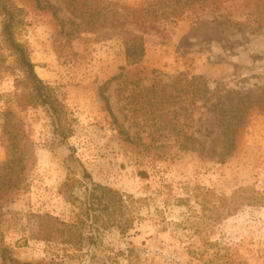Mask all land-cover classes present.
I'll list each match as a JSON object with an SVG mask.
<instances>
[{"label":"rangeland","instance_id":"1","mask_svg":"<svg viewBox=\"0 0 264 264\" xmlns=\"http://www.w3.org/2000/svg\"><path fill=\"white\" fill-rule=\"evenodd\" d=\"M6 1L15 39L71 130L59 142L44 107L26 103L31 88L3 41L0 16V163L9 152L6 110L22 136L19 180L0 193V237L16 264H264V198H241L234 214L217 218L222 200L227 207L237 194L264 197V110L250 108L229 147L212 106L264 88L255 0ZM128 34L144 40L137 65L125 62ZM206 86L220 96L209 101ZM82 170L122 194L132 228L107 226L98 209L79 249L36 239L38 214L86 219Z\"/></svg>","mask_w":264,"mask_h":264},{"label":"trees","instance_id":"2","mask_svg":"<svg viewBox=\"0 0 264 264\" xmlns=\"http://www.w3.org/2000/svg\"><path fill=\"white\" fill-rule=\"evenodd\" d=\"M35 1L39 6L40 0ZM195 1L199 0H183L182 3L189 5ZM177 2H179V0H176V3ZM254 9L257 13L254 21H256L257 28H261L264 26V0H255ZM175 11L176 10H173V13H175ZM156 13V10L152 11L153 16H155L154 14ZM0 16L2 17L1 35L3 41L15 54L16 62L23 69L25 79L31 88L26 94V103L44 107L50 118L54 136L59 142L67 143L71 130L66 110L53 88L36 74L34 64L29 58L27 49L15 39L14 29L17 20L13 7L6 0H0ZM54 16L57 18L56 11H54ZM123 45L126 65H137L143 60L145 56V44L142 35H126L123 40ZM198 78V76H193L190 82H188V87H191L190 83ZM187 91H190L189 88ZM219 91L221 90L212 92L206 86L205 92L208 96L207 99L219 97ZM190 92H192V90ZM100 95L111 113L108 98L104 95L103 91L100 92ZM22 100L24 99L22 98L18 101ZM254 104H258V107L264 110V88L260 93H257L256 96L251 93H247L241 97L239 96L237 100L229 101L227 106L212 103L213 111L218 117L223 139L229 147L233 146L237 132L244 124L248 111ZM3 114V130L4 133L7 134L10 143L8 157L5 161L0 163V193L2 195L14 188L19 180L18 165L21 163L22 159L20 145L22 136L19 132V127L12 122L10 110H6ZM113 119L115 120L114 115ZM118 127L119 133L121 135H126V132L119 124ZM195 141H197V139L193 135L186 136L185 147L194 148ZM82 175L86 180L87 178L89 180H87L88 184L85 189L86 219L80 217L77 221L65 222L49 214H38L35 220L36 239L46 242H55L61 238V241L79 249L83 240V229L87 225L92 227L97 221L98 209L104 211L101 220L106 221V223L108 222L107 226H115L122 234L127 233L132 228V217L128 215V204L122 194L114 188L92 182L85 170H82ZM143 175L145 176V174ZM241 198L249 199L247 203L255 205L260 203V200L264 197L258 196V194L250 196H241L237 194L232 196V204L227 207L224 204L226 201L222 200L223 206L217 208V218H225L234 214L239 204H241ZM116 217H118L119 220H116ZM86 221L90 222L87 223ZM95 228L99 227L95 226ZM0 258L3 263L9 262L16 264V260L11 256L9 248L3 243L2 237H0Z\"/></svg>","mask_w":264,"mask_h":264}]
</instances>
